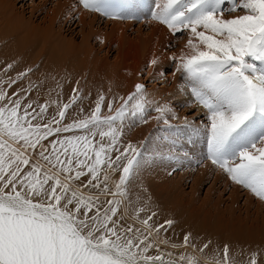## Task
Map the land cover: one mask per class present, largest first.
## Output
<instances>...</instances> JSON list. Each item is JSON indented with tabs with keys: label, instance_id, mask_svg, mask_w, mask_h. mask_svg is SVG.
<instances>
[{
	"label": "snow or ice",
	"instance_id": "1",
	"mask_svg": "<svg viewBox=\"0 0 264 264\" xmlns=\"http://www.w3.org/2000/svg\"><path fill=\"white\" fill-rule=\"evenodd\" d=\"M79 2L117 19L147 9L173 34L190 33V53L179 57L177 70L194 102L206 110V158L264 200V0H155V10L148 0ZM236 12L242 14L232 15ZM120 99L114 115H101L100 96L90 115L62 123L70 104L47 118L48 104L37 110L0 90V264H239L227 244L210 261L162 253L155 241L164 225L149 223L154 212L140 219L144 208L135 217L143 230L122 222L127 186L149 163L147 149L130 142L116 147L124 121L130 115L146 124L155 111L154 119L169 124L172 110L148 100L143 84ZM106 107L113 111L112 104ZM112 172L122 173L114 190ZM247 264H258L257 253Z\"/></svg>",
	"mask_w": 264,
	"mask_h": 264
},
{
	"label": "bare ground",
	"instance_id": "2",
	"mask_svg": "<svg viewBox=\"0 0 264 264\" xmlns=\"http://www.w3.org/2000/svg\"><path fill=\"white\" fill-rule=\"evenodd\" d=\"M27 1L31 0H0V90L8 92L12 99L20 98L23 102L32 103L33 108L37 110L40 105L51 104L53 110H47V118L56 114L55 105L58 110V106L62 107L63 104L70 102L72 106L67 110L66 119L62 123H71L72 119L81 115H90L100 96L105 97L101 114L114 115L115 109L123 103L120 98L126 99L135 91V86L142 84L143 81H151L153 84L159 81L164 85L161 89L154 88L146 92L147 98L159 105L167 104L174 113H176L175 106H188L193 101L185 85H177L178 77L172 79L174 84L173 88H170L169 80L164 75L165 70L171 68L173 57H176L177 66L174 70L177 76H184V73L177 69L180 63L179 57L190 53L187 47L188 40H177L170 36L160 26L162 23L156 20L152 22L145 17L147 10L136 13L135 17H128L127 22H120L119 20L122 19L103 16L100 12L94 13L90 10L88 12L83 5L81 9L78 5L73 6L71 2L75 0H68L61 7L53 6V8L47 7L52 0H43V5L33 9L29 21H26L24 11L17 9L16 3L26 4ZM150 2L152 3L153 0ZM69 3L71 5H68ZM138 22L140 23L135 31L138 34L137 41L129 40L125 52L122 54L118 51L116 61L109 62L112 43L107 40L108 35L114 33L124 35ZM102 24H105V29L101 27ZM110 26V32H107ZM147 27H150V32L145 31ZM164 27L167 28L166 25ZM177 45L178 51L170 53V49ZM96 47L98 48L95 49ZM136 58H138L136 65L127 63ZM154 59L157 61L156 64L151 63ZM22 73L25 75L22 76ZM142 73L147 74L145 79H142ZM10 81L15 83L10 84ZM73 96L77 98L75 103H72ZM107 104L113 105L112 112L108 111ZM81 109L83 112L80 111ZM172 112L168 114L172 116ZM199 112L195 116L200 117L202 112L201 110ZM157 115L158 113L156 115L150 113L146 124L134 121L129 115L123 124L124 134L116 147L121 148L130 142L141 151L147 149L149 163L139 177L127 186V195L123 197L121 206L125 214L122 222L143 230L144 226L135 218L136 211L140 208L145 209L144 212L139 213L140 219H146L154 212L156 215L149 223H154L156 226L164 225L155 243L162 253H172V258H177L183 253L196 255L202 261H210L214 254L220 255L224 245L227 244L230 255L239 264H247L253 253H257L258 264L264 262L263 201L247 190L243 193L244 190L238 184L234 182L232 184V180H228L223 171L209 164H206L194 179L191 193L187 194L182 189V179L184 180L186 174L179 180L170 178V171L175 167L183 166L182 161H185V158L182 157L178 164L170 161L172 165L169 162L167 167L166 158L158 155L163 154L166 157L167 152L174 151L182 143L175 142L169 149L170 144L161 141L158 134H153L152 138L148 136L149 130L157 127L159 121L153 118ZM167 125L170 123L162 126ZM195 127L201 129L200 125ZM191 140V143L194 142L193 138ZM197 142L199 140L196 139ZM149 153L154 156L148 155ZM117 154L118 152H113L111 155ZM203 156L206 155L203 153ZM214 173V182L202 202L195 194L200 190L202 181L210 180ZM228 185L232 186L231 190ZM227 191L230 194L227 198L230 204L224 208L223 198ZM212 197L217 199L214 201L215 210H221L219 212L216 210V217L204 211L205 209H199L203 208L200 205L205 207V202L206 206L209 205L208 202ZM244 197L243 208L247 213L246 216H242L241 212L237 213L242 209L239 200ZM197 202L203 204L197 205ZM231 217L235 220H229ZM167 220L173 221L170 227L166 224ZM189 234V244L184 246V237ZM163 240H167L168 243H161ZM206 243L209 247L201 252L200 249ZM172 244L180 247L173 248ZM152 251L155 254V249Z\"/></svg>",
	"mask_w": 264,
	"mask_h": 264
},
{
	"label": "rangeland",
	"instance_id": "3",
	"mask_svg": "<svg viewBox=\"0 0 264 264\" xmlns=\"http://www.w3.org/2000/svg\"><path fill=\"white\" fill-rule=\"evenodd\" d=\"M31 1H27L26 4L24 3L25 6H23L24 4L22 2L21 3H18V2L16 3L17 9H19L20 11H24V16L26 18V21H29V19L31 17L32 10L37 8V7H40V5H43V3H44L43 0H34L32 3H31ZM67 1L68 0H57V1L54 2V0H52L51 1L52 3L50 5H48L47 7L48 8H53V6H60L61 7ZM150 1H152V0H148L149 3H151ZM71 3L73 4V6L78 5V7L80 9L82 8V4H80L79 0L72 1ZM71 3H69L68 5H71ZM152 4H153V10H155V0H153ZM145 10H147V9H145ZM87 11L89 12L88 9H87ZM94 13H97V12H94ZM240 14H242V13L241 12H236V13H233L232 15H240ZM225 16H226V18H231L227 13H225ZM145 17H147V19H149L150 21L154 22V20L151 18L150 14H145ZM119 21L120 22H124V21L127 22L128 20H127V18H123L122 20H119ZM139 23L140 22L135 23V27L129 29L127 31L128 33H126L124 35L122 33H114L115 35L114 34L113 35H108V39L107 40L112 43L111 44L112 45V52L109 55V60H108L109 62L116 61V58H117L116 56H117V52L118 51L121 52L122 54L125 52V48L127 47V45H128L127 42L129 40L137 41L136 38H137L138 34L135 31L138 29ZM35 24H37V23H35ZM104 26H105V24H102L101 27H103L105 29ZM160 26L163 27V29H165L170 36H172L173 38H175L177 40L184 39V41H186V40H188L190 38L188 32H183V33L178 32V33L172 34V33H170L172 31L168 27L167 28L164 27L163 24H160ZM110 28H111V26L108 28L107 32H110ZM150 30H151L150 27H147V29L145 31L146 32H150ZM115 36H116V38H115ZM105 38H107V36ZM78 41L80 42V38H79ZM124 41H126V42L124 43ZM102 42H105V41H102ZM97 48L98 47H96L95 49H97ZM177 49H179L178 45L173 47V48H171L169 52L170 53H176L178 51ZM126 51H128V50H126ZM137 59L138 58H136L134 61H127V63L136 65L137 64ZM176 62H177V59L174 60V62L171 64V68L168 67L165 70V72H164L165 73L164 74L165 77L167 76L166 78L169 80V87L170 88H173V84H174L172 79H175L177 77H178V80H177V85L178 86L186 85V83H187L186 80L184 79V76H182V75H178L177 76L176 71L174 70V67L177 66ZM148 67H146L145 70H147ZM136 71L138 72V68L136 69ZM141 76H142V79H145L147 74L146 73H142ZM181 78H182V80H181ZM142 84L145 85L146 92L151 91L154 88H160L161 89L162 87H164V85L162 83H159V81H155L154 84L151 81H148V82L147 81H143ZM147 84H148V86H147ZM185 89L187 90L188 94H190V89H188L187 87ZM65 104H70V106H72L70 102L69 103L67 102ZM50 105L51 104H48V110L52 109ZM114 106H115V104H114ZM175 107H176L175 109H176V113H177V114L175 113V117L176 118L168 114V116L170 118L169 119V123H170L171 127H170V125H167V126L164 127L162 125H165V123H163V121H159L158 124H157V127H156L157 130L155 128L150 129L149 132H148V136L152 138V137H154L153 134H155V133H156V135L158 134V136L161 139V141H166L167 143L170 144V148L169 149H171L172 145H174L173 141H175L176 143H178V142L182 143L181 144L182 146L180 145V146L176 147L174 151L170 150L169 152L166 153V157L169 156V155L172 156V159H166V162H167V167H168L170 161H173L174 164H178L179 160H181L182 157L185 158V161H182V165L183 166L175 167L174 169H172L170 171V178L171 179L176 178V179L179 180L181 178V176L186 174L187 177L186 176L184 177L185 181L182 179V189L187 194L190 195L193 183L195 182L194 179L204 169L206 164H209L211 167L216 168V169H219V168L216 165H213L211 163V161L206 158V156H207V154H206L207 152L206 151H208V136L206 135V129H205V125L208 124L207 116L205 114L206 110L201 105L196 104L194 102V99H193V101H191L189 103L188 106H184V107L183 106H179V107L175 106ZM187 109H189V111ZM199 110H201V112H202L200 114L201 116L200 117L195 116L198 113H200ZM54 112H57V105H55V107H54ZM150 113L152 115H156L157 114V113H153V112H150ZM87 115L88 114L81 115V116H79V118L86 117ZM182 120L187 121V123L183 122ZM192 120H193V122H191ZM198 125L201 126V129L195 127V126H198ZM138 127H141V126H138ZM138 127L136 129H138ZM196 136H198V137L196 138ZM192 138L194 139V142L191 143V141H192L191 139ZM196 139L199 140V142L196 143ZM169 140H170V142H168ZM196 151H198V153ZM203 153L206 156H203ZM148 155L154 156V154H152V153H149ZM193 161H196V162H193ZM171 163L172 162H170V165H172ZM219 170H221V169H219ZM121 174H122L121 172H112L111 173V179L109 180V186L112 187L113 190H114V183L113 182H118L119 176ZM214 175H215V173L213 174V177L210 180L202 181V186H201L200 190L197 191V193L195 194V195L199 196L201 201L204 198H206L205 195L207 194L208 189L212 186V184L214 182ZM226 176L228 177V180L231 181V179L229 178V176L227 174H226ZM232 184H233V181H232ZM239 186L241 187V189L244 190V191L242 190L243 193H245L246 190H247V192H250V190L242 187L241 185H239ZM228 187H229L230 190L232 189L231 185H228ZM228 191L225 192L224 198H223L224 199L223 200V207L224 208H226V206L228 204H230L229 200L227 199L230 196ZM104 198L105 197H102V199H104ZM106 198L111 199L110 196L106 197ZM212 198H211V200H213V201L210 200L211 201V205H210V201L208 202L209 205H207V206H206L207 203L205 202V204H204L205 207H204L203 205H200L203 202L202 201V202H199V203L197 202V205H200V207H203V208H199V206H197V207L195 206V207L197 209L198 208L199 209H203V210L205 209L204 211L210 212L216 217L217 211L219 212L220 209H218V210L216 209L217 211L215 210L216 207L214 206L215 205L214 201L215 200L217 201V199L215 197H212ZM244 201H245V197L242 200H239V206H241L242 209L240 211H237L238 214H240V212H241L242 216H246V214H247L245 209L243 208ZM262 201L264 203V200H262ZM193 203H195V201ZM211 206H213V207H211ZM209 207L212 208V209L214 208V210L210 209ZM243 209H244V211H243ZM229 220L233 221V220H235V218L231 217V218H229Z\"/></svg>",
	"mask_w": 264,
	"mask_h": 264
}]
</instances>
